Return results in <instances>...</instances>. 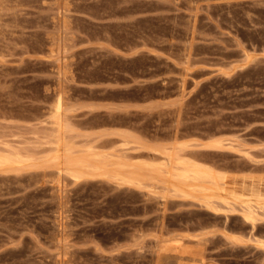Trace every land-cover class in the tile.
Masks as SVG:
<instances>
[{
	"label": "rangeland",
	"instance_id": "374dc122",
	"mask_svg": "<svg viewBox=\"0 0 264 264\" xmlns=\"http://www.w3.org/2000/svg\"><path fill=\"white\" fill-rule=\"evenodd\" d=\"M7 3L2 142L53 140L61 97L78 144L116 127L150 145L187 141L194 159L226 172V192L264 196V0ZM211 136L228 149L199 145ZM93 137L99 150L118 141ZM30 170L0 172V264H264L253 240H264V221L251 230L239 214L177 196Z\"/></svg>",
	"mask_w": 264,
	"mask_h": 264
},
{
	"label": "bare ground",
	"instance_id": "6f19581e",
	"mask_svg": "<svg viewBox=\"0 0 264 264\" xmlns=\"http://www.w3.org/2000/svg\"><path fill=\"white\" fill-rule=\"evenodd\" d=\"M7 2L9 0H0V10H3L4 6L6 8L7 5L5 4ZM67 104L65 105L61 97L57 99L56 113L54 114V123L56 124V131L54 132L56 133L53 140L48 139L51 135L47 137V134H45L46 140H43L42 143H37L38 146L30 147H16L0 140V172L13 173L26 169L56 167V172L59 175H67L75 181L90 178L107 179L119 186L147 190L149 193L157 194L159 199L172 195L193 203L196 202L201 207L210 210V212L223 214L226 217L232 214H239L245 223L251 225L250 229L256 227L258 222L264 221V196L226 192L223 185L226 172L215 168V166L213 167L210 165L211 163L207 164L194 159L192 152L186 150L189 146L186 143L187 141L175 143L176 145L172 147L163 143L162 145H150L135 135L129 128L116 127L112 130L107 129L109 131L82 133L81 136L84 137L85 142L81 141L83 144H78L73 139L74 137H71L74 129L68 122L70 119L66 117L65 111L70 107L69 105L67 107ZM53 128L55 129V127ZM109 128L111 129V127ZM93 136L99 138L102 136H114L118 141L115 145H110L108 150H99V145L97 143L95 145L89 140ZM113 141L111 140L110 142ZM224 141L225 139L211 136L199 145L202 148H208V150H224L223 148H225L224 145L226 144ZM232 141L230 142L231 145ZM170 144L173 145V143ZM226 147L225 149H228L227 145ZM236 149L237 146L235 147ZM242 150L238 149L237 151L240 152ZM243 151L246 152L245 150ZM143 152L147 153L149 159L144 160L141 158V153ZM40 153L42 154L39 155ZM132 154L141 155V157H133ZM244 155L248 158L252 156H249L248 152ZM157 189H160V191H157ZM251 234L252 236L250 237L253 238V233ZM256 238H253V240H257L256 242H259L260 246L264 248V240ZM175 241L179 242L181 252L188 250L182 247L181 239H176ZM160 248L165 252L164 249L169 248V245L168 243H163ZM194 249L198 251L197 248L194 247ZM202 263L204 264V262Z\"/></svg>",
	"mask_w": 264,
	"mask_h": 264
}]
</instances>
